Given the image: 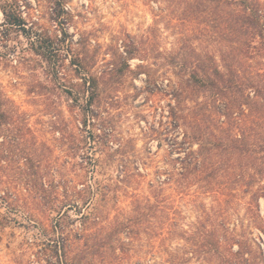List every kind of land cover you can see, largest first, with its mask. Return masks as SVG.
Returning a JSON list of instances; mask_svg holds the SVG:
<instances>
[{
  "label": "rangeland",
  "instance_id": "1",
  "mask_svg": "<svg viewBox=\"0 0 264 264\" xmlns=\"http://www.w3.org/2000/svg\"><path fill=\"white\" fill-rule=\"evenodd\" d=\"M53 1L0 0V96L26 119L21 129H0V178L16 185L0 199V264H72L91 254L90 264H264L263 200L256 220L249 195L219 207L194 183L178 188L173 163L192 118L193 150L228 135L261 142L264 112L259 100L253 109L246 100L264 96V51L231 49L228 32L197 0H62L60 19ZM6 4L16 5L38 44L4 26ZM73 59L97 76L116 68L99 78L91 106L88 78ZM216 65L238 109L213 100ZM23 150L27 166L14 156ZM221 160L231 173L245 165L239 150L211 152V162ZM26 179L44 191L23 189Z\"/></svg>",
  "mask_w": 264,
  "mask_h": 264
},
{
  "label": "trees",
  "instance_id": "2",
  "mask_svg": "<svg viewBox=\"0 0 264 264\" xmlns=\"http://www.w3.org/2000/svg\"><path fill=\"white\" fill-rule=\"evenodd\" d=\"M205 3L213 17V20H211L212 23L216 25L218 30L225 29L228 32L230 36L229 43L231 49H234L235 46H241L248 52H252L256 48H260L262 51H264V2L262 0L196 1L198 6ZM52 5L54 7L52 10V15H54L55 19H60L63 15L67 14L66 10L63 8L62 0H54ZM2 14L4 16L3 24L7 29L20 30L24 35H29L28 32L30 30L25 28L26 21L22 18V14L16 5L6 4L2 7ZM28 39H30V41L32 40L31 45H35L40 42L38 40L39 38L33 40L32 37L28 36ZM49 59L50 58L47 59L48 62L50 61ZM75 59H73L71 63L72 66H78V68L80 70L82 69L83 73L85 74L86 77L84 78H88L85 79V83L89 84L88 88L86 89V92L89 94L86 99V105L91 106L96 102L97 99L96 92L99 85V78L115 74V72H117L116 68L113 64H108L112 67L109 68L107 65V70L99 72V76H97L91 73L89 64L82 63L84 59L77 61L78 64H74L76 62ZM213 69V75L214 78H216L215 80L211 81V87L214 96L213 100L215 102L224 101V107L227 110L238 109L239 104H237V100L234 98H228V91L231 88V81L224 79L226 75L217 67V65L214 66ZM196 72V68L190 67L188 78H192L190 80L192 87H195V80L197 78ZM233 73V71H230L229 75ZM230 78L232 77L230 76ZM74 99L76 100L77 97H74ZM258 100L263 110L262 112H264V96L260 97L255 93L253 99H250L249 97L247 98V105L250 109H253ZM173 111L174 110L172 109L170 112V118L177 120V116ZM231 117L232 113H230L228 116V120L231 119ZM25 125L26 119L18 112L12 102L0 96V129L9 127L21 129L22 126ZM186 125L189 126L191 132H185L182 142L179 144L176 143V145L180 147L176 151L183 153V155L178 156L173 160V163L179 165L177 168V173L174 174V176H176V180H174L176 186L178 188H183L194 183L203 193L214 196L219 207H221L223 204H233L236 202L238 197L249 195L247 210L250 214V218L253 220L261 219L260 200H263L264 202V136L259 144H254L251 142V134L248 136L243 135L242 139H238L237 136L230 137L228 135L225 138H222V141H225V144H222L221 141L219 144H216L218 146L211 147L210 143H206L204 149H200L198 151L193 150V144L199 143V133L195 118H192L186 123ZM185 144H187L189 148H185ZM215 150H219L220 153L224 154L230 153L231 155L235 154L236 151L239 150L245 159V165L242 167L243 169L241 168L237 174L231 173L232 165L227 163L229 160H221L216 164L211 162V152ZM14 156H16L18 160H25L26 166L31 161V154L26 150L19 151V153L15 154ZM4 157V152L0 151V161L4 159ZM125 165L126 163L124 162L121 167L122 170L127 173V166ZM27 170H29V167H27ZM172 180L173 177L170 176L167 178V180L162 181V183H169ZM17 184V186H20V183ZM22 187L23 189L24 187H27V189H30V191L39 190L40 193L44 191L42 184H33L29 179H26L23 182ZM94 187L96 189H100V181L94 182ZM232 187L235 188L232 189ZM14 189H16V185L15 187H11L9 182H5L2 180V178H0L1 200L8 198L10 191ZM219 217L222 218L223 215H219ZM255 223L256 225H259V221H255ZM57 227H59L58 221L54 225V229H57ZM214 236L216 238V242H218L220 236L219 230L214 232ZM51 242L53 243L55 241L52 240ZM60 251H62V248L57 249V247H55L56 255H58ZM242 255H245V252H242ZM92 257L93 254L84 258L73 260L72 264H90L92 263ZM60 263L64 264L66 261L64 260V262L62 261ZM248 264H255V262L250 260V262L248 261Z\"/></svg>",
  "mask_w": 264,
  "mask_h": 264
}]
</instances>
